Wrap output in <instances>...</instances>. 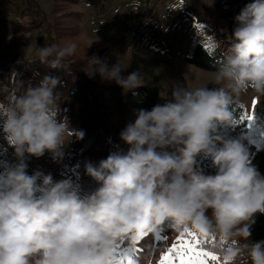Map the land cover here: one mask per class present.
<instances>
[{
	"label": "clouds",
	"instance_id": "clouds-1",
	"mask_svg": "<svg viewBox=\"0 0 264 264\" xmlns=\"http://www.w3.org/2000/svg\"><path fill=\"white\" fill-rule=\"evenodd\" d=\"M234 21L230 46L210 81L216 87L177 84L171 100L135 111L119 133L127 150L116 145L106 159L86 162L99 187L83 196L70 180L27 173L29 157L47 152L57 162L73 137L85 136L61 116L57 88L64 81L44 75L38 84L12 85L14 72L0 81V134L18 161L0 174V264H116L113 248L121 238L134 243L165 221L176 231L190 228L223 242L227 264H264V240L250 239L257 214H264V175L244 137L219 131L233 122L229 106L242 93L264 96V0L246 4ZM76 47H38L36 59L61 70ZM89 65V78L98 74L125 94L136 95L145 84L139 70L125 76L118 63L95 56ZM199 156L211 159L215 174L201 169Z\"/></svg>",
	"mask_w": 264,
	"mask_h": 264
},
{
	"label": "rangeland",
	"instance_id": "rangeland-1",
	"mask_svg": "<svg viewBox=\"0 0 264 264\" xmlns=\"http://www.w3.org/2000/svg\"><path fill=\"white\" fill-rule=\"evenodd\" d=\"M35 1L45 14L39 13L31 0H0V13L23 21L39 19L44 22L41 28L11 36L0 49V58H24L37 55L38 47L69 45L68 38L58 37L53 31L48 32L47 27L53 23L56 15L68 11L81 12V17L77 18L80 26L78 41L91 50L106 49L101 59L109 66L118 63L124 69L122 74L125 76L139 70L144 85L159 88L158 104L165 103L166 99L171 100V89L177 84L188 89L216 87L210 83L215 71L198 67L189 62L188 58L192 56L200 42L207 48L215 47L219 41L218 34L225 31L230 21L235 23V16L246 4L252 2V0H78L67 4L66 0ZM136 3L138 7H134ZM61 8L63 9L59 11ZM130 13L145 15L157 33L156 40L142 42L140 52L135 50L124 29V18ZM198 24L202 27H197ZM259 99L260 96L249 89L237 100L244 104L249 114H252L253 101ZM257 105L258 102L255 115ZM263 146L264 136L255 117L254 122L249 124V140L245 145L250 159ZM69 153L70 142L64 148L63 158L57 162H53L50 154L46 152L41 157L45 164L36 157V161L29 157L26 163L34 171L51 174L54 181L70 180L75 185V176L68 162ZM11 154L14 155L13 148L8 146L5 137L0 134V174L14 166ZM157 234L163 236L155 231L142 237L137 244L142 251L137 253H128L126 250H130L129 242H122L120 250L115 253L116 260L124 259L126 255L131 254L135 264H148L149 259L151 264H158L162 254H165L169 247L167 240L156 239ZM179 236L174 237L172 245ZM176 264H179L178 260Z\"/></svg>",
	"mask_w": 264,
	"mask_h": 264
},
{
	"label": "trees",
	"instance_id": "trees-1",
	"mask_svg": "<svg viewBox=\"0 0 264 264\" xmlns=\"http://www.w3.org/2000/svg\"><path fill=\"white\" fill-rule=\"evenodd\" d=\"M31 1L39 13L45 14L40 10V6L35 0ZM66 1L69 4L78 0ZM81 14V12L73 11L63 12L56 15L53 23L47 27L48 32L53 31L56 36L68 38L70 44L77 45L75 54L65 59L63 69H49L46 64H40L36 59L37 55L15 59L0 58V81L7 82L8 77L13 72L15 75L12 85L16 81L24 87H27L29 82L38 84L44 75L59 76L64 81V86L57 88V91L62 93L58 97V103H61V116L67 117L73 128L85 132L83 140L72 138L68 155L69 167L75 176L74 186L79 189L83 196L94 192L99 187V184L86 174V162L98 163L100 160L106 159L110 152L116 150V145L127 150V145L119 139V133L128 123L134 121L135 111L139 109L150 111L158 104L159 88L144 85L134 90L136 95H133L131 91L125 94L122 88L114 82L102 81L98 74L89 78L85 71L89 70L90 58L94 56L102 58L106 49L91 50L78 41L77 35L80 26L77 18L81 17ZM43 24L44 22L39 19L23 21L20 18H10L0 13V49L11 36L41 28ZM234 27L235 23L230 21L224 31L225 36L230 38ZM223 57L224 54L217 45L207 48L200 42L188 61L198 67L216 71L217 66L222 63ZM32 60L36 61L29 62ZM34 73H39V76H34ZM229 110L233 113V122L228 126H220L219 131L231 139L244 137L242 142L245 146L249 140V122H240L239 119L246 108L242 102L235 99L233 104L229 106ZM256 119L264 136V96H260L258 101ZM11 157L14 165L18 163L14 155L11 154ZM32 160L36 161L35 157H32ZM251 162L264 175V146L252 156ZM197 163L206 174H215L216 169L212 167L210 158L199 156ZM34 172L27 165V173L31 175ZM39 196L40 193H37V197ZM184 230L176 231L171 221H165L156 231L167 237V246L170 247L174 237L179 236ZM188 230L194 232L190 228ZM251 231L250 239L253 242L264 240V214H257L256 223ZM197 236L201 238L198 234ZM218 244L217 241L216 244H202L201 246L220 254L222 249Z\"/></svg>",
	"mask_w": 264,
	"mask_h": 264
},
{
	"label": "snow or ice",
	"instance_id": "snow-or-ice-1",
	"mask_svg": "<svg viewBox=\"0 0 264 264\" xmlns=\"http://www.w3.org/2000/svg\"><path fill=\"white\" fill-rule=\"evenodd\" d=\"M197 27H202V25H197ZM258 101L254 100L252 105V114H249L246 110L242 112L240 116V122L247 121L249 124L255 120V107ZM243 109V106H241ZM148 233H142L140 237L134 243H130L127 238H121V240L113 248V253L120 250V245L122 242L128 241L130 245V250H126L128 253H137L142 251L137 247L138 242L142 237H146ZM190 237V238H186ZM157 240H166V236L156 235ZM217 240L215 237L210 239L208 238H199L196 233L191 232L188 229H185L184 232L180 234L176 242L169 248H167L166 253L162 254L161 260L158 264H176V261H179V264H227L226 260H221L220 254L216 251L208 250L206 247L201 245L216 244ZM218 246L222 249L223 242H219ZM111 264V262H110ZM116 264H135L133 255L129 254L124 257V259L116 260Z\"/></svg>",
	"mask_w": 264,
	"mask_h": 264
},
{
	"label": "built area",
	"instance_id": "built-area-1",
	"mask_svg": "<svg viewBox=\"0 0 264 264\" xmlns=\"http://www.w3.org/2000/svg\"><path fill=\"white\" fill-rule=\"evenodd\" d=\"M124 29L132 40L135 50L140 52L142 42L145 40H156L157 33L149 19L142 13H130L124 18ZM221 51L224 52L230 46V38L225 36L224 31L218 34Z\"/></svg>",
	"mask_w": 264,
	"mask_h": 264
},
{
	"label": "bare ground",
	"instance_id": "bare-ground-1",
	"mask_svg": "<svg viewBox=\"0 0 264 264\" xmlns=\"http://www.w3.org/2000/svg\"><path fill=\"white\" fill-rule=\"evenodd\" d=\"M40 160L44 163V161L42 160V158L40 157ZM45 164V163H44ZM56 178H58V176L56 175Z\"/></svg>",
	"mask_w": 264,
	"mask_h": 264
},
{
	"label": "water",
	"instance_id": "water-1",
	"mask_svg": "<svg viewBox=\"0 0 264 264\" xmlns=\"http://www.w3.org/2000/svg\"><path fill=\"white\" fill-rule=\"evenodd\" d=\"M39 161H40V158H37ZM41 162V161H40ZM27 165H29V164H27Z\"/></svg>",
	"mask_w": 264,
	"mask_h": 264
}]
</instances>
